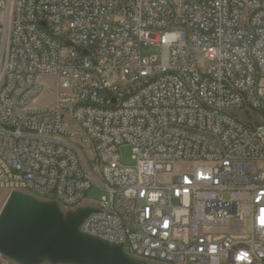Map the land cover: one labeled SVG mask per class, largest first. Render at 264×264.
<instances>
[{
  "label": "built area",
  "instance_id": "obj_1",
  "mask_svg": "<svg viewBox=\"0 0 264 264\" xmlns=\"http://www.w3.org/2000/svg\"><path fill=\"white\" fill-rule=\"evenodd\" d=\"M0 192L139 263L264 264V0H0Z\"/></svg>",
  "mask_w": 264,
  "mask_h": 264
},
{
  "label": "water",
  "instance_id": "obj_2",
  "mask_svg": "<svg viewBox=\"0 0 264 264\" xmlns=\"http://www.w3.org/2000/svg\"><path fill=\"white\" fill-rule=\"evenodd\" d=\"M90 212L62 219L57 205L13 194L0 211V252L20 264H143L120 247L82 235L78 228Z\"/></svg>",
  "mask_w": 264,
  "mask_h": 264
},
{
  "label": "rangeland",
  "instance_id": "obj_3",
  "mask_svg": "<svg viewBox=\"0 0 264 264\" xmlns=\"http://www.w3.org/2000/svg\"><path fill=\"white\" fill-rule=\"evenodd\" d=\"M144 55H160V48L157 45H151L148 48L143 49ZM37 104L43 105V104H51L53 103V96L49 91H45L36 101ZM118 153L120 155V162L123 165L131 166L134 164V161L132 159L133 153L132 149L128 145H122L120 146ZM103 196V191L101 188H99L97 185L92 184L91 188L85 193L83 201L81 203V207H89V206H95L97 203H99L101 197ZM5 194L3 192H0V211L3 207V205L6 202ZM61 215L66 218L68 216V211L61 210Z\"/></svg>",
  "mask_w": 264,
  "mask_h": 264
},
{
  "label": "bare ground",
  "instance_id": "obj_4",
  "mask_svg": "<svg viewBox=\"0 0 264 264\" xmlns=\"http://www.w3.org/2000/svg\"><path fill=\"white\" fill-rule=\"evenodd\" d=\"M63 218L64 217H62V219ZM85 236L92 238V231H85ZM124 253L128 258H135V251L133 248H124ZM144 263L154 264V256H144Z\"/></svg>",
  "mask_w": 264,
  "mask_h": 264
}]
</instances>
